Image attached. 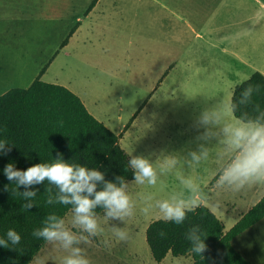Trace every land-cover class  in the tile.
<instances>
[{
	"label": "rangeland",
	"instance_id": "1",
	"mask_svg": "<svg viewBox=\"0 0 264 264\" xmlns=\"http://www.w3.org/2000/svg\"><path fill=\"white\" fill-rule=\"evenodd\" d=\"M161 1L167 6L163 45L126 35V29L140 34L147 25L152 32V11L146 8L156 7L158 0H101L100 6L108 8L116 24V44L76 42L63 49V2L71 11L88 6L90 0H17V22L14 0H0V94L27 87L57 52L40 79L79 94L96 119L121 133L119 144L127 154L176 156L181 161L177 174L190 175L201 184L204 198L199 205L208 207L227 231L252 200L253 187L241 192L218 189L213 182L214 159L193 169L183 161L193 145L195 117L206 100L227 103L236 84L253 71L264 73V0ZM195 32H206V40L196 38ZM128 181L133 199L144 192L165 198L180 190L174 176L163 177L162 186L153 188ZM100 215L102 236L82 245L91 264L191 263L190 255L167 253L159 262L152 258L145 230L159 218L155 212L147 216L137 212L126 221L130 234L126 242L116 240ZM63 217L70 219L71 211ZM231 243L251 264H264V219ZM64 254L45 242L28 264H59Z\"/></svg>",
	"mask_w": 264,
	"mask_h": 264
},
{
	"label": "clouds",
	"instance_id": "2",
	"mask_svg": "<svg viewBox=\"0 0 264 264\" xmlns=\"http://www.w3.org/2000/svg\"><path fill=\"white\" fill-rule=\"evenodd\" d=\"M259 92V85L248 84L229 102L206 100L197 112L193 145L185 152L183 162L193 169L214 159L217 166L213 182L218 189L241 192L264 186V106L254 101ZM249 107L251 111L247 110ZM13 145L0 138V155H6ZM128 157L125 170H131V181L136 185L162 186L163 177L174 176L180 190L170 192L165 198L157 199L151 192H144L133 199L125 176L107 179L100 168L71 162L60 153L51 161L35 163L26 169L17 168L14 161L8 162L2 169L10 182L4 190L19 196L23 201L21 208L28 211L37 205L38 189L34 186L45 184L44 203L68 206L71 217L66 220L55 211L47 212L41 225L32 230V237L63 250L65 254L59 264H91L82 245L104 232L98 208L116 240L126 242L130 236L126 221L137 212L144 216L155 212L164 222L182 225L187 214L194 212L204 198L201 184L190 175L177 174L181 161L176 156L168 154L153 159L130 152ZM184 236L190 244L189 250L202 256L207 248V235L201 227L192 225ZM21 239L18 231L9 228L0 235V247L18 250ZM103 243L107 247L110 240Z\"/></svg>",
	"mask_w": 264,
	"mask_h": 264
},
{
	"label": "trees",
	"instance_id": "3",
	"mask_svg": "<svg viewBox=\"0 0 264 264\" xmlns=\"http://www.w3.org/2000/svg\"><path fill=\"white\" fill-rule=\"evenodd\" d=\"M45 69L46 66L40 74ZM40 74L27 87H12L0 94V138L14 144L6 155H0V235L13 228L22 238L18 250L0 247V264H28L45 243L32 237V230L41 225L47 212L55 211L64 216L70 210L68 206L46 205L43 183L34 186L38 189L37 205L23 210L21 198L4 190L10 183L2 172L8 162L14 161L17 168L26 169L35 163L51 161L60 153L71 162L100 168L107 179L115 175L132 179L131 170H125L129 157L119 144L121 133H115L96 119L69 88L45 82L40 79ZM248 84L260 86L254 101L264 106V75L257 70L234 86L231 100ZM247 110L251 111V108ZM97 212L102 213L99 208ZM263 218L264 195L227 231L220 219L201 204L187 214L182 225L159 218L152 220L146 227L145 238L156 262L171 253L173 256L190 255V264H251L231 242ZM192 225H199L207 235V248L202 256L189 250L190 244L184 236Z\"/></svg>",
	"mask_w": 264,
	"mask_h": 264
},
{
	"label": "crops",
	"instance_id": "4",
	"mask_svg": "<svg viewBox=\"0 0 264 264\" xmlns=\"http://www.w3.org/2000/svg\"><path fill=\"white\" fill-rule=\"evenodd\" d=\"M100 2L101 0H90L88 6H85L83 8H74L71 11L67 9L68 5L66 4H68V2L65 4L63 2V10H62L61 18H62V25L65 27L66 30V34L62 38V41L65 38L67 39L64 44L61 45L62 42L60 43V47L66 49L69 48L70 46H73V44L76 42H78L79 45H83V46L108 45L112 43L116 44L115 41H116V37L118 36V31L116 24L113 23V16L110 13V11L107 10L108 8L104 6H100L99 4ZM14 3H15L14 18L15 21L17 22V0H14ZM166 9L167 6L161 0H158V5L156 7L146 8L147 11H152V26H151L152 32H150V28L148 25L142 28L140 34H135L134 30L129 28V30L126 29L127 37L132 40L134 39L133 38L134 35H140V37L143 39L144 44L155 43L158 45H163L165 43V33H166L165 14H164V11ZM195 37L205 41L207 34L206 32L204 33L195 32ZM175 41H179V38L178 40ZM56 54L57 52L52 56L51 60L54 59V56ZM48 64L46 65V67L48 66ZM262 74L264 75V73ZM76 95L79 96V98L82 100V102L85 105V102L82 99V97L79 94ZM135 115L136 113L131 117L130 119L131 121L128 122V125L124 129H128L130 127L131 122L134 119ZM211 189H214V187H211ZM263 195H264V186L261 187L253 186L252 200L248 202V204L245 206L241 214L238 215V219L243 213H245L249 208H251Z\"/></svg>",
	"mask_w": 264,
	"mask_h": 264
}]
</instances>
